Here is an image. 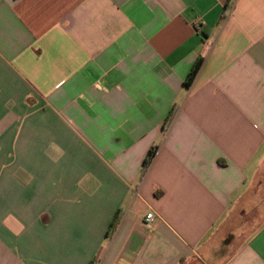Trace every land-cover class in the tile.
I'll return each mask as SVG.
<instances>
[{
  "label": "crops",
  "instance_id": "obj_1",
  "mask_svg": "<svg viewBox=\"0 0 264 264\" xmlns=\"http://www.w3.org/2000/svg\"><path fill=\"white\" fill-rule=\"evenodd\" d=\"M0 264H264V0H0Z\"/></svg>",
  "mask_w": 264,
  "mask_h": 264
},
{
  "label": "trees",
  "instance_id": "obj_2",
  "mask_svg": "<svg viewBox=\"0 0 264 264\" xmlns=\"http://www.w3.org/2000/svg\"><path fill=\"white\" fill-rule=\"evenodd\" d=\"M202 63H203V59L201 58V59H199V60L194 64L193 68L191 69V71H190V73L188 74V76H187V78H186V81H185V85H186L187 87H189V86L193 83V81L195 80V78H196L198 72H199L200 69H201ZM172 116H173V113H171L170 116L167 118L166 123H167V122L169 123V122L171 121V117H172ZM156 149H157V147L152 148V149L150 150V152L148 153V156H147V158L145 159L144 164H143V172H144V173H145V172L148 170V168L150 167V165H151V163H152V161H153V158H154V156H155Z\"/></svg>",
  "mask_w": 264,
  "mask_h": 264
},
{
  "label": "built area",
  "instance_id": "obj_3",
  "mask_svg": "<svg viewBox=\"0 0 264 264\" xmlns=\"http://www.w3.org/2000/svg\"><path fill=\"white\" fill-rule=\"evenodd\" d=\"M157 218V215L155 214V212L151 211L146 215L145 221L147 224L151 225L155 222Z\"/></svg>",
  "mask_w": 264,
  "mask_h": 264
}]
</instances>
